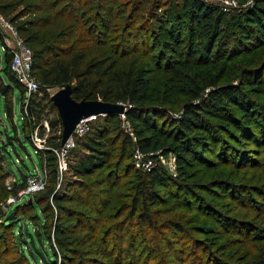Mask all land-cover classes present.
Returning <instances> with one entry per match:
<instances>
[{"label": "trees", "instance_id": "trees-1", "mask_svg": "<svg viewBox=\"0 0 264 264\" xmlns=\"http://www.w3.org/2000/svg\"><path fill=\"white\" fill-rule=\"evenodd\" d=\"M166 12H172L171 19L182 27L188 23L187 29L199 24L200 30L212 38L215 22L220 23L223 14L219 6L201 0H0V15L14 26L32 52L31 73L38 82L37 92L24 96L23 86L10 70L12 54L0 33V97L9 121L15 93L23 98L19 107L23 138L30 143L29 136L36 129L39 136L44 131L47 116L40 107L43 97L38 91L49 98L52 94L48 95L46 88L59 89L65 84L71 86V97L76 101L125 105L124 119L132 135L125 131L118 115L96 116L88 131L75 138L74 147L67 152L66 175L58 181L57 158L52 152L60 150L58 118L57 135L45 140V144H51L48 149L39 150L30 143L42 164L43 189L13 205L7 204V199H18L29 178L8 182L10 173L4 167V148L0 146V264H124L128 253L131 264H140L139 252L135 253L137 238L133 233L127 239L122 235L125 224L136 218L141 225L155 228L151 207L181 205L186 203V196L199 199L200 190L188 181L191 177L186 168L196 160L203 161L199 153L206 152V138L213 143L220 141L207 118L231 121L245 132L246 121H241V116L246 117L254 104L246 101L242 87L215 85L224 67L200 86L194 80L188 82L185 88L189 102L177 116L146 105L151 101V82L142 60L148 56L156 59L154 63L163 60L180 80L186 76L181 66L177 68L182 53L176 49V58L161 50L163 45L172 52L178 39V32L167 26ZM237 14L247 21V25L233 24L239 37H250L254 32L260 40L264 35L259 25L264 22V0H252L249 9ZM249 44L236 41L228 51L234 53L238 46ZM218 50L215 52L222 53L224 47ZM243 78L250 87L259 79L251 72H244ZM49 104L56 111L50 98ZM227 104L239 106L242 115L237 120L226 112ZM134 149L150 157L157 152L173 155L177 176L169 175L160 165L140 171L134 168ZM125 162L127 171L121 172ZM131 172L137 178L126 188L123 177ZM124 199L129 202V211L122 222L124 205L118 206L120 209L114 206ZM29 215L31 220L25 218ZM25 220H37L33 235L41 249L42 241H46L49 253L39 250L33 236L23 233L21 226L16 231V223L20 221L25 227ZM175 227L180 229L177 224ZM244 264H264V257Z\"/></svg>", "mask_w": 264, "mask_h": 264}, {"label": "rangeland", "instance_id": "rangeland-1", "mask_svg": "<svg viewBox=\"0 0 264 264\" xmlns=\"http://www.w3.org/2000/svg\"><path fill=\"white\" fill-rule=\"evenodd\" d=\"M226 1L227 10H221L222 21L215 22L213 38L201 31L199 24L194 23L187 29L188 23L182 27L171 19L172 12L165 13L167 26L178 32V41L176 40V46H173L176 48L172 52L171 48L163 45L161 50L169 57L177 58L176 49L182 53V56L177 58L180 60L177 68L181 66V73H185L186 76H181V80L178 74L175 76L173 71L167 68L163 60L159 64L154 63L156 59L149 56L142 60L151 82V101L146 104L148 107L161 109L173 117L177 116L184 104L189 102L190 94L185 88L188 82L194 80L200 86L212 80L222 67L225 68L224 73L219 80H215V85L242 87V93L247 96L246 101L254 105L253 107L250 105L248 115L243 118L238 105L226 106V112L234 119L237 120L241 116V121H246L245 132L231 121L216 116L207 118L216 135H219L220 141L213 143L209 137L206 138L204 141L206 152L199 153L203 161L196 160L192 167L186 168L191 177L188 181L194 183L200 190L199 199L186 196V203L181 205L171 203L166 207H151L150 219L155 228L147 226L146 223L141 225L136 218L131 219V224L129 221L125 224L122 235L126 238L129 233H133L137 238L135 246L138 250L135 253L139 252L140 264H244L264 257V35L260 40H256L254 32L250 33V37H239L233 24L238 22L247 25V21L238 17L237 13L249 9L252 0ZM213 3L219 5L218 2L211 4ZM220 8L223 9L221 6ZM232 16L234 17L231 18ZM4 24L5 21H0V33L11 42L12 38H8L9 33ZM259 25L264 28V22ZM236 41L251 44L245 48L238 46L234 53L229 52ZM218 46L220 50L224 47L222 53L215 52ZM157 50H160L159 46L155 51L158 52ZM244 72L257 73L259 78L257 84L247 86V81L243 78ZM56 90L57 88H46L48 95ZM207 91L208 88L204 90ZM38 94L39 97H43L40 107L47 116L48 127L44 125L47 127V135L44 130L40 136L39 133L37 136L32 134L29 139L34 148L43 150L51 146L45 144V140L57 135L56 123L59 120L57 112L49 104L50 96L47 98L41 90ZM19 98L20 94L16 92L13 118L9 121L4 115L3 101L0 97V146L4 148V167L10 173L8 182H20L22 176H27L28 187L32 190L29 194L33 195L44 187V181L40 176L42 164L35 149L23 138L22 114L19 108L23 98ZM163 126L165 127L164 122ZM36 130L39 132V129ZM73 144L75 145L74 142ZM52 152L57 158L58 181H61L66 175L69 156L68 153L57 155L55 149H52ZM146 161H151L153 166L160 165L173 177L178 174L175 158L171 154L160 155L157 152L150 157V154L131 153V162L139 171L143 170L141 162ZM126 164L127 162L122 164L121 172L127 171ZM34 177L41 179V186L40 183L31 181ZM136 178L132 172L123 177L126 188ZM23 197L26 199L27 195L18 197L17 201L21 202L24 200ZM122 205L124 209L121 211L120 220L125 219L129 211L128 200H120L114 207ZM155 209L157 212L151 213L156 211ZM30 215L25 218L31 220ZM36 221L31 223L25 220V227L18 221L16 231L21 226L23 233L33 236L35 246L39 250L43 249L49 253L46 241H42L41 249L33 235ZM176 224L180 229L175 227ZM101 227L106 225L101 224ZM97 234L100 235V232ZM26 241L30 242L29 236H26ZM124 259H126L124 264H131L129 253ZM39 264L42 262L39 261Z\"/></svg>", "mask_w": 264, "mask_h": 264}, {"label": "built area", "instance_id": "built-area-1", "mask_svg": "<svg viewBox=\"0 0 264 264\" xmlns=\"http://www.w3.org/2000/svg\"><path fill=\"white\" fill-rule=\"evenodd\" d=\"M203 2L206 3H212V2H218L219 3V7H223V11H226V4L227 1L226 0H201ZM214 4V3H213ZM0 21L4 22L5 21V28L6 31L8 33V38H12L11 42H9V40H7V38L3 37V41L4 44L6 46V48L11 52L12 54V59L10 62V70L11 72L14 74V76L16 77V79L18 80V82L23 86L24 91H25V96L29 97L31 93H35L38 90V82L35 79V77L32 75L31 73V60H32V52L30 50V48L25 44V42L18 36L15 28L13 25H11L3 16L0 15ZM24 102H26V99L24 100ZM126 110V109H125ZM120 117V119L123 122V127L125 129V131L129 132L130 129L127 126L125 119H124V113L118 115ZM96 116H90L86 119L81 120L75 127L72 135L69 137V139L66 141V143L63 146H60V150H55L56 154L58 155L60 154H67V152L74 147V137H81L83 136L87 131H88V126L89 123L93 120H95ZM47 126L46 122L44 121L43 123V127L45 130V135H47V127L45 128V126ZM129 134L131 135V133L129 132ZM34 135L37 136L38 132L37 130L34 132ZM132 136V135H131ZM42 142H44V140L42 139ZM133 152H135L137 155L141 154L139 153L136 149L133 150ZM143 170H147L150 167H152V162L151 161H146L145 162H141ZM33 183H40L39 186L42 185L41 183V179H37V177H34ZM42 188V187H41ZM31 189L27 186L24 190L20 191L17 194V198L20 196H26L29 193H31ZM17 201V199L15 197H9L7 199V204L13 205L15 204Z\"/></svg>", "mask_w": 264, "mask_h": 264}, {"label": "water", "instance_id": "water-1", "mask_svg": "<svg viewBox=\"0 0 264 264\" xmlns=\"http://www.w3.org/2000/svg\"><path fill=\"white\" fill-rule=\"evenodd\" d=\"M50 100L56 108L61 123L60 146H63L72 135L76 125L90 116L105 114L120 115L124 113L125 106L120 103H108L100 100L76 101L71 97V86L65 84L57 89ZM31 202V199H28Z\"/></svg>", "mask_w": 264, "mask_h": 264}]
</instances>
